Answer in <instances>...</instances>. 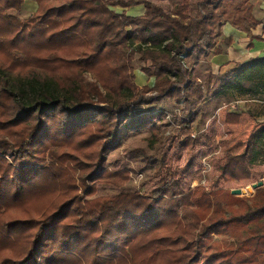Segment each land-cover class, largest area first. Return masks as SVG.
I'll return each instance as SVG.
<instances>
[{
  "label": "trees",
  "instance_id": "trees-1",
  "mask_svg": "<svg viewBox=\"0 0 264 264\" xmlns=\"http://www.w3.org/2000/svg\"><path fill=\"white\" fill-rule=\"evenodd\" d=\"M161 1L35 0L22 19L26 0H0V264H264V186L252 198L185 191L166 164L175 139L193 148L219 102L264 103V57L211 68L224 23L256 25L252 0ZM138 5L143 15L126 13ZM134 40L128 61L150 62L153 85L100 79L112 49ZM143 132L145 161L169 176L151 193L106 167ZM252 139L226 156L222 178L241 180L245 156L264 159V128ZM100 185L118 191L98 196Z\"/></svg>",
  "mask_w": 264,
  "mask_h": 264
},
{
  "label": "rangeland",
  "instance_id": "rangeland-1",
  "mask_svg": "<svg viewBox=\"0 0 264 264\" xmlns=\"http://www.w3.org/2000/svg\"><path fill=\"white\" fill-rule=\"evenodd\" d=\"M26 1L27 8L24 11L14 12L22 19L28 18L32 14L33 9H30L29 6H35V0ZM150 1L160 2V0ZM163 5L166 6L164 2ZM139 43V40H134L132 43L124 42L112 49V55L109 56L110 61L107 62L105 68H111L112 72L102 73L103 71H101L98 73V77L108 80L110 83L112 81L117 83L118 79L113 76L118 75L119 82L132 87L135 91L146 85L152 86L154 78H150L143 72L145 67L150 66V62H142L136 53L132 56L131 61H128L129 54L135 50ZM204 69L203 67V71L199 70L202 76H204ZM87 76L88 78L92 77L89 73ZM238 101L240 102L237 103ZM212 106L213 103H210V107ZM216 107V110L210 112L211 116L206 122L203 133L194 139L193 148L184 147L175 139L172 149L167 152V167L173 177L181 182L185 191L197 185H203L208 191L217 189L246 191V194L240 196L252 198L255 196L256 190L249 192L248 189L253 184L264 183V159L258 158L249 163L248 156H245L243 159L244 173L241 180H225L221 177V167L228 154H242L247 145L253 141L254 134L264 128V103L251 97H236L230 102L221 101ZM170 109L173 112L178 111L175 105L170 106ZM230 112L240 114L241 119L237 125L226 123V116ZM168 131L174 133L175 125H172ZM149 135L147 132L131 135L120 148L109 153L106 163V167L113 172L126 171L129 174L130 181L125 184L126 186L139 188L146 193L156 190L161 183L169 178L163 172L156 175L155 168H152L142 155V150L148 151L146 138ZM117 191L112 186L100 185L98 196L113 195ZM224 237L226 236L217 234L215 239L221 240Z\"/></svg>",
  "mask_w": 264,
  "mask_h": 264
},
{
  "label": "crops",
  "instance_id": "crops-1",
  "mask_svg": "<svg viewBox=\"0 0 264 264\" xmlns=\"http://www.w3.org/2000/svg\"><path fill=\"white\" fill-rule=\"evenodd\" d=\"M166 6L168 1H163ZM160 0V4L163 5ZM36 5V4H35ZM252 16L256 20V25L241 23L236 27L231 23L222 25V36L218 45L222 53L211 58V68L214 74H223L226 71L245 64L256 58L264 57V0H252ZM35 10V6H29ZM117 11H124L118 8ZM129 16L137 17L144 13L143 5L125 9ZM230 38L232 42L227 44L225 40Z\"/></svg>",
  "mask_w": 264,
  "mask_h": 264
},
{
  "label": "water",
  "instance_id": "water-1",
  "mask_svg": "<svg viewBox=\"0 0 264 264\" xmlns=\"http://www.w3.org/2000/svg\"><path fill=\"white\" fill-rule=\"evenodd\" d=\"M264 185L263 182H259V183H256V184H253L248 190L249 192H252L253 190H256L260 187H262ZM232 194L233 195H237V196H240L242 194H246V191H242V190H233L232 191Z\"/></svg>",
  "mask_w": 264,
  "mask_h": 264
},
{
  "label": "built area",
  "instance_id": "built-area-1",
  "mask_svg": "<svg viewBox=\"0 0 264 264\" xmlns=\"http://www.w3.org/2000/svg\"><path fill=\"white\" fill-rule=\"evenodd\" d=\"M240 101H238L237 103H239Z\"/></svg>",
  "mask_w": 264,
  "mask_h": 264
}]
</instances>
